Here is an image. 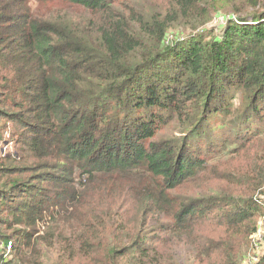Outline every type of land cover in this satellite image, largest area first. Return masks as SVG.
<instances>
[{"label":"trees","instance_id":"16d2710c","mask_svg":"<svg viewBox=\"0 0 264 264\" xmlns=\"http://www.w3.org/2000/svg\"><path fill=\"white\" fill-rule=\"evenodd\" d=\"M62 1L90 14H39L30 0H0V117L19 130L22 168L51 183H23L28 197L18 201L0 188V233L15 242L0 264H180L181 243L190 264H239L262 213L253 200L264 187L260 0ZM221 8L252 14H233L220 35L168 38ZM225 114L221 128L235 125L209 165L191 135H214L213 118ZM171 123L191 131L183 143L154 140ZM98 175L109 182L77 190L75 178ZM132 176L145 181L116 180ZM188 183L204 194L183 197Z\"/></svg>","mask_w":264,"mask_h":264},{"label":"rangeland","instance_id":"374dc122","mask_svg":"<svg viewBox=\"0 0 264 264\" xmlns=\"http://www.w3.org/2000/svg\"><path fill=\"white\" fill-rule=\"evenodd\" d=\"M260 5L257 7V10L263 11L264 10V0H260ZM30 5L32 6V9L35 13L39 14H70L72 16H86L87 14H90L88 10H86L84 7L81 6H75L72 4H69L62 0H48L45 2H37L35 0H30ZM215 15L213 18L206 22L205 24H201L198 26H193L190 24L187 25H177L175 27H172L170 29L169 34L171 35H178L179 38L182 40H186L188 38L194 37V36H213V35H220L222 30L227 25V22H225V18H228L229 16H232L233 14H236L235 10L233 9H219L215 11ZM251 11H244L240 13L243 17H251ZM237 15V14H236ZM239 14L236 18H241ZM238 95L234 98V100L237 103V108H240L241 105V98H239ZM228 115H223V118H213L212 122L215 124V126H218L214 129V135L207 136L205 134H196L194 133L191 135L192 143L195 150L199 151V156L203 158H208L209 165L214 164L215 161V155L221 153L224 148L228 145L230 138H222L223 134H228L230 132V129L234 127L235 123H230L229 126L223 127V121L224 123H228L229 120ZM264 122V121H263ZM258 127L252 126L251 132L256 131ZM191 131L185 132L183 128L178 123H171L168 126H164L163 129L160 131L159 135L154 138L156 141L160 140H167L171 138H180V142L183 143V138L189 135ZM18 135L19 130L15 127L13 121H11L7 117H0V188H4L3 185H5V190H7L8 199H15L20 200L21 197L27 198L28 194L23 193V183L30 184L36 186H41V184L51 185V183H42L41 180H34V175L32 172L34 168H22L24 165V162L20 160V144L18 141ZM246 135V133L244 134ZM260 137L264 138V125L261 126L260 129ZM255 139V136L253 137ZM227 142V144L224 145V143ZM210 144V147H207L206 145ZM207 147V148H206ZM216 150V151H215ZM197 152V151H194ZM13 159V160H8ZM8 161H12V163H9ZM12 167V169H9ZM205 173L203 170H199V176H204ZM23 179V181H22ZM116 180L118 183L122 182V184H128V183H143L145 181V176H132L129 178H121L116 177ZM108 178L103 175H98L97 177H91L90 181L89 178L85 179L77 177L75 178V186L77 190L81 192H89L92 193V191L102 186L104 183H108ZM33 187V186H32ZM178 192L185 198L191 197V196H197L198 193L201 195L204 194V189L201 184L197 185V187H194V183H188L186 184L182 189H179ZM113 196V195H112ZM253 200L257 205H259L262 208V213L260 216L264 215V187L260 188L256 191V194L253 197ZM257 200V201H256ZM15 201V202H17ZM69 212L73 211V208L70 207ZM68 211H64L63 213L66 215ZM259 216V217H260ZM46 221V222H45ZM45 221H41L40 229L41 233H45L46 231H49V228L51 226V221L49 217ZM163 221H167V218H164ZM44 226V227H43ZM23 226H15V228H22ZM64 232L68 233L70 230L67 228H61ZM11 232V231H10ZM201 245H205L206 239L203 241L200 240ZM190 246L185 245L184 243L179 244V246L176 248L177 252V259L179 260L180 264H187L191 263L192 259V252L190 250ZM54 249L49 250L47 255V262L53 263L56 260V254ZM251 245L249 243L246 245H240L239 246V255H238V262L239 264H244V260L252 253Z\"/></svg>","mask_w":264,"mask_h":264},{"label":"built area","instance_id":"2783aa9c","mask_svg":"<svg viewBox=\"0 0 264 264\" xmlns=\"http://www.w3.org/2000/svg\"><path fill=\"white\" fill-rule=\"evenodd\" d=\"M232 16L225 18L227 22ZM236 19V17H234ZM173 35L169 34L168 38ZM15 242L13 239L7 238L0 233V254L7 258L12 252ZM252 253L244 260V264H255L264 254V215H262L257 223L256 231L251 236Z\"/></svg>","mask_w":264,"mask_h":264}]
</instances>
